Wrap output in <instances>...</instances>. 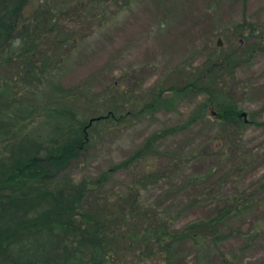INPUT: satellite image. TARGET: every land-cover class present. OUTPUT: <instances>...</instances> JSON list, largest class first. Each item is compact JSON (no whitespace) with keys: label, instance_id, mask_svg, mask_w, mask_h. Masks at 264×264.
Returning <instances> with one entry per match:
<instances>
[{"label":"rangeland","instance_id":"374dc122","mask_svg":"<svg viewBox=\"0 0 264 264\" xmlns=\"http://www.w3.org/2000/svg\"><path fill=\"white\" fill-rule=\"evenodd\" d=\"M45 1H30L26 24L36 14L38 4ZM48 2L54 11L60 9L59 38L52 35L51 43L45 39L39 47L46 54V61L53 57L56 83L62 88V93H55L58 95L53 99L92 120L106 114L120 89L127 91L122 94L125 109L129 110L120 122L97 124L89 152L63 172L61 185L100 176L129 158L154 133L177 127L160 140L164 158L150 164H154L152 169L162 179L152 180L141 189V201L166 210V217L179 229L212 215L217 204L247 200L248 205L232 218L229 227L233 231L227 229L231 236L220 244L219 250L234 256L237 264H264V48L210 81L224 92L225 99L215 101L231 100L247 114L242 127L226 128L223 119L216 117L218 107L214 103L199 113L208 93L194 90L173 95L168 88L184 86L210 60L224 62L234 53L239 58L241 50L250 44H264V0H247L246 4L241 0ZM53 10H48L51 16ZM65 36L69 42L60 45ZM27 59L31 61L32 57L23 60ZM23 60L0 64V91L5 80H14L15 91L21 88L26 103L41 106L52 100L47 96L36 100L27 95L33 85L24 74L29 67ZM36 72L40 76L41 70ZM162 86L167 87L161 105L164 107L137 113L150 104L149 93ZM222 92L214 93L218 97ZM131 97L138 100L135 108ZM195 114L199 116L190 123ZM167 154L179 156L185 163L170 171ZM10 155L2 145L0 163ZM147 161L114 173L103 193L111 198L126 193L135 174H148L143 164ZM166 168L171 174L165 173ZM4 172L0 165V177ZM97 201L90 192L84 205L93 210ZM115 253L119 264L129 263L135 255L134 262L152 264L144 260L142 250L135 251V255L129 251L121 255L120 249ZM210 261L221 264L217 252L210 255ZM170 264H201L197 247L190 241L179 242Z\"/></svg>","mask_w":264,"mask_h":264},{"label":"trees","instance_id":"16d2710c","mask_svg":"<svg viewBox=\"0 0 264 264\" xmlns=\"http://www.w3.org/2000/svg\"><path fill=\"white\" fill-rule=\"evenodd\" d=\"M30 1L0 0V64L32 57L31 61L23 60L29 67L24 74L33 85L26 93L36 100L43 96L52 100L41 106L26 103L21 88L15 91L14 80H5L0 91V152L4 145L11 153L0 163L5 168L0 177V264H119L120 260L115 259L118 249L121 255L124 251L135 255V251L142 250L145 261L170 264L177 244L182 241H190L197 247L201 264H211L213 252L218 253L221 264H237L236 258L220 251L219 246L231 236L232 218L248 205L247 200L217 204L212 215L176 229L166 217V210L147 205L140 199L144 186L162 179L150 163L164 158L160 140L178 130L177 127L154 133L129 158L98 177L61 185L60 179L65 178L60 177L63 172L89 152L97 135V124L120 122L129 114L123 102L127 91L119 89L118 98L112 99L106 114H99L93 121L92 117L87 120L69 105L53 99L58 95L55 93H62V88L56 83L53 57L46 61V54L39 51V47L45 39L51 43L50 39L59 38L57 13L60 9L54 11L46 0L38 4L36 14L26 24L29 21L26 6ZM49 9L53 10V16ZM68 42L65 36L59 44ZM260 48H264V44H250L241 50L239 58L234 53L225 57L224 62L210 60L194 72L193 80L182 87L168 88L173 95L194 90L208 93L209 98L199 113L214 103L218 107L216 117L223 119L226 128L242 127L246 124L240 117L242 110L231 100L215 101L223 97L224 92L210 81L223 71L241 65L245 56L250 58ZM36 69L41 70L40 76H36ZM202 82L207 83L199 85ZM166 90L167 87L162 86L159 91L150 92L147 100L150 104L142 106L137 113L149 108L162 109ZM216 91L222 92L221 96L217 97ZM130 100L133 108L137 107V98ZM198 116L193 115L189 122H194ZM167 155L170 171L178 170L185 163L179 156ZM145 159L148 161L143 164L148 174H135L126 193L115 198L103 193L114 173L137 166ZM167 168L165 173L171 174ZM90 192L99 199L93 210L84 205ZM133 260L127 264H139Z\"/></svg>","mask_w":264,"mask_h":264},{"label":"flooded vegetation","instance_id":"af4514ba","mask_svg":"<svg viewBox=\"0 0 264 264\" xmlns=\"http://www.w3.org/2000/svg\"><path fill=\"white\" fill-rule=\"evenodd\" d=\"M246 116H247V114L243 115V112L240 114V117H243L245 119V122H247V120H248Z\"/></svg>","mask_w":264,"mask_h":264},{"label":"water","instance_id":"95a60500","mask_svg":"<svg viewBox=\"0 0 264 264\" xmlns=\"http://www.w3.org/2000/svg\"><path fill=\"white\" fill-rule=\"evenodd\" d=\"M221 44V41L219 40V45ZM243 115H246V113H243ZM94 119H92L91 121H93Z\"/></svg>","mask_w":264,"mask_h":264}]
</instances>
